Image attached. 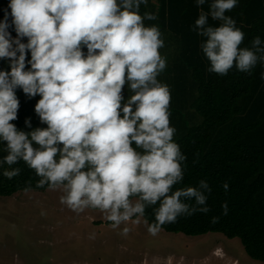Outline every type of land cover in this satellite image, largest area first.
<instances>
[{"label": "clouds", "instance_id": "clouds-1", "mask_svg": "<svg viewBox=\"0 0 264 264\" xmlns=\"http://www.w3.org/2000/svg\"><path fill=\"white\" fill-rule=\"evenodd\" d=\"M147 2L10 0L11 11L0 21V60L9 65L0 70V142L7 152L0 165L23 161L39 178L36 187L60 191V203L70 210L98 209L113 229L143 221L155 236L183 214L209 211L187 201L205 205L200 189L211 190L204 181L174 188L183 181L186 156L170 126V89L158 80L166 68L159 51L164 41L157 26L144 23L156 16L140 14ZM204 3L197 0L198 7ZM236 6L237 0H212L195 21L197 35L206 38L201 49L208 70L220 76L233 67L251 74L264 63L259 37L251 48L240 47L244 33L225 14ZM209 16L220 26H208ZM17 90L40 97L34 111L45 127L33 128L31 118L25 120L29 131L12 123ZM19 173L14 168L3 175ZM222 208L226 215L227 204Z\"/></svg>", "mask_w": 264, "mask_h": 264}, {"label": "trees", "instance_id": "trees-1", "mask_svg": "<svg viewBox=\"0 0 264 264\" xmlns=\"http://www.w3.org/2000/svg\"><path fill=\"white\" fill-rule=\"evenodd\" d=\"M9 3L0 0V21L10 13ZM211 3L205 0L198 7L197 0H148L140 7L141 15L156 16L144 23L159 28L163 54L169 53L167 48L172 55L176 51L168 74L158 76L170 89V126L176 129L174 140L186 156L183 181L174 188H198L204 181L211 190L200 189L207 197L205 205H196L194 199L187 201L209 211L183 214L175 223L163 225L162 230L186 236L220 233L239 238L250 258L264 262V63H258L251 74L235 67L226 76L208 70L210 62L201 49L206 38L197 35L194 27L200 12L208 13ZM225 14L244 33L241 48H251L255 37L264 46V0H237V6ZM221 23L208 18V26L219 27ZM9 31L16 36L12 28ZM8 67L7 61L0 60V70ZM16 95L20 106L18 118L12 123L18 130H30L25 127L28 118L33 128L45 127L34 111L40 97L30 99L22 90ZM131 95L126 87L125 96ZM3 149L0 142V160L7 155ZM14 168L20 169L19 175L12 179L3 175ZM38 179L23 161L11 167L0 165V197L48 189L47 185L36 187ZM225 183L229 185L227 191ZM225 203L226 215L222 208ZM145 215L149 222L154 220L151 207Z\"/></svg>", "mask_w": 264, "mask_h": 264}, {"label": "rangeland", "instance_id": "rangeland-1", "mask_svg": "<svg viewBox=\"0 0 264 264\" xmlns=\"http://www.w3.org/2000/svg\"><path fill=\"white\" fill-rule=\"evenodd\" d=\"M167 49L159 50L166 59L159 77L176 56ZM61 195L46 189L0 197V264H264L247 255L239 238L164 230L153 236L143 221L113 229L100 210L72 211Z\"/></svg>", "mask_w": 264, "mask_h": 264}]
</instances>
